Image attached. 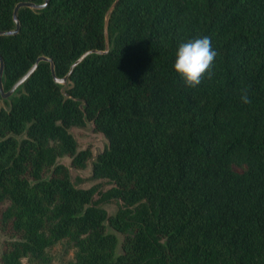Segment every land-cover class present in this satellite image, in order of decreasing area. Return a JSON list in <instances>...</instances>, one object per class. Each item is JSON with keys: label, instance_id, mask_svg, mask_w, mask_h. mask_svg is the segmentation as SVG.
I'll list each match as a JSON object with an SVG mask.
<instances>
[{"label": "trees", "instance_id": "16d2710c", "mask_svg": "<svg viewBox=\"0 0 264 264\" xmlns=\"http://www.w3.org/2000/svg\"><path fill=\"white\" fill-rule=\"evenodd\" d=\"M18 1L0 0V29ZM112 2L21 6L4 89L40 54L63 76L104 48ZM205 36L215 76L187 87L176 51ZM108 38L63 89L40 61L0 93V264H53L58 243L61 264H264V0H118ZM88 121L107 140L94 157L70 131ZM63 155L96 181L77 186Z\"/></svg>", "mask_w": 264, "mask_h": 264}, {"label": "clouds", "instance_id": "9594fccd", "mask_svg": "<svg viewBox=\"0 0 264 264\" xmlns=\"http://www.w3.org/2000/svg\"><path fill=\"white\" fill-rule=\"evenodd\" d=\"M217 55L210 37L190 39L178 46L174 71L187 87L196 88L205 78L212 80L215 76L213 65ZM240 100L244 104L251 103L247 86L241 88Z\"/></svg>", "mask_w": 264, "mask_h": 264}, {"label": "water", "instance_id": "95a60500", "mask_svg": "<svg viewBox=\"0 0 264 264\" xmlns=\"http://www.w3.org/2000/svg\"><path fill=\"white\" fill-rule=\"evenodd\" d=\"M49 0H43L41 2H34L30 0H21L15 3L13 7V20L15 22L14 27L10 29H0V35H8V34H14L18 31L19 29V19H18V9L21 6H27L30 8H41L47 5ZM118 0H113V2L110 4L108 9L105 12L104 16V33H105V46L104 48H92L84 51L81 53L77 58H75L71 64L69 65V68L67 72L63 76H58L55 72V66L53 60L45 55V54H40L36 57L34 62L29 66V68L21 75L19 76L16 81L10 86L8 89H4L3 86V73H4V60L2 55L0 54V93H1V100L3 99H8L10 100V97L14 94L16 87L21 84L33 71L34 69L38 66L40 61H49L50 64V69L51 73L53 76V79L56 83L60 84L62 86V89L67 86L68 83V77L72 70L75 68V66L82 60L84 59L88 54L92 52H97V53H105L109 50V38H108V23H109V17L110 14L117 3ZM89 122V121H88ZM71 131V130H70Z\"/></svg>", "mask_w": 264, "mask_h": 264}, {"label": "rangeland", "instance_id": "374dc122", "mask_svg": "<svg viewBox=\"0 0 264 264\" xmlns=\"http://www.w3.org/2000/svg\"><path fill=\"white\" fill-rule=\"evenodd\" d=\"M70 130L77 139L78 146L80 148H84L88 145L91 147V150L93 152V157L98 151L102 150L107 144V140L104 137V135L101 134L100 132H96L93 129L91 122H87L84 126H71ZM58 160L68 165L71 179L77 186L86 187L96 181V179H93L90 176L91 160L89 161L87 167L81 170L75 169L74 167L70 166L69 156L66 155L60 156L58 157ZM104 207L107 209L108 212L112 213L116 210L117 205L115 203H105ZM4 238L5 235L0 231V243ZM51 254L53 257L52 258L53 264H61L65 260L72 257V251L67 249V247L61 243L56 244L52 248Z\"/></svg>", "mask_w": 264, "mask_h": 264}]
</instances>
